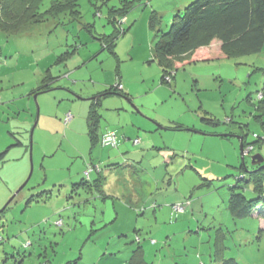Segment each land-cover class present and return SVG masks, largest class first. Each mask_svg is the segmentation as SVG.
I'll return each instance as SVG.
<instances>
[{"label": "rangeland", "instance_id": "1", "mask_svg": "<svg viewBox=\"0 0 264 264\" xmlns=\"http://www.w3.org/2000/svg\"><path fill=\"white\" fill-rule=\"evenodd\" d=\"M52 1L44 0L40 11ZM78 1L82 23L63 27L54 20L43 22L19 39L23 51L36 48V60L49 57L52 62L66 49L87 43L71 61L77 69L68 77L70 89L55 88L57 95H68L76 104L90 103L80 98L93 89L83 81L89 76L88 65L94 62L84 65L80 58L86 59L95 46L102 71L115 76L112 85L118 82L116 59L108 50L101 51L98 38L115 32L109 10L122 9L125 0ZM130 1L132 7L121 25L125 32L114 35L118 36L115 48L121 60V83L128 96L116 94L98 106L103 118L97 129L116 132L118 147L99 143L90 160L85 120L72 129L63 120L51 125L52 131L41 132L39 108L32 176L0 213V264H131L140 244L145 264H221L223 258L264 264V215L259 213L264 206L241 219L233 218L228 210L234 192L256 197L251 185L240 179L248 176L246 170H255L253 155L264 157V47L255 54L196 60L169 70L170 79L162 80V69L153 57L157 30L168 31L176 15H183V7L194 0ZM152 12L160 16L157 30H151L148 23ZM128 82L133 83L131 92ZM70 113L72 122L75 114ZM177 123L189 126L169 128ZM129 132L132 136L124 139ZM244 134L253 143L251 153L244 154L246 170L242 169L240 139ZM135 140L140 143L134 144ZM149 140L157 147L148 149V161L157 166L164 183L160 189L151 188L146 206L134 207L137 190L130 179L137 181L141 176H125V167L108 170L109 159L120 157L122 164L126 157L123 142L140 149ZM26 141L29 144L28 137ZM23 150V156L12 160L3 174L10 178L22 172L24 179L0 210L31 171L30 148ZM90 164L108 175L107 198L83 188L73 193V183L85 178ZM95 177L96 171L88 179ZM116 179L122 187L114 185ZM38 193L39 201L27 206V200ZM129 196L126 203L124 197ZM165 204L167 210L157 213V205ZM172 204L183 205L185 210L173 211ZM152 206L155 209H145Z\"/></svg>", "mask_w": 264, "mask_h": 264}, {"label": "trees", "instance_id": "2", "mask_svg": "<svg viewBox=\"0 0 264 264\" xmlns=\"http://www.w3.org/2000/svg\"><path fill=\"white\" fill-rule=\"evenodd\" d=\"M43 1L0 0V35L13 34L19 32L28 24L41 23L47 20H54L57 25L82 22L83 14L78 8V0H55L51 2L48 9L40 11ZM124 2L122 9L114 7L109 10V22L115 27L113 34L103 35L104 49H108L109 51L113 50L118 39V36L114 35L125 32L121 25L130 12L129 9L132 5L130 0H125ZM88 25L91 26L90 24ZM149 25L151 30L159 28L160 16L157 12L151 13ZM157 32L153 57L163 69L162 80H165L169 70L185 66L187 63L196 60H214L222 56L260 53L264 47V0H194L185 6L183 15H176L168 31L157 30ZM75 50L76 48L73 51ZM73 51H66L67 53L60 56L56 63L68 60L70 55L74 53ZM119 82L121 81L119 80ZM45 90L51 91L52 89L50 85L44 84L40 91ZM112 93H122L127 96L124 90H119L116 85L105 91V95ZM102 98L93 100L89 115V135L93 146L99 143L103 145L101 142L102 136L105 133L114 132L107 131L100 134L97 129L100 119L97 109ZM210 121L213 120L211 119ZM241 141L244 151L248 147H252L253 150V143L248 142L247 134L242 135ZM17 143H21V140H18V138ZM116 147H118V143ZM7 152L0 153L1 162L5 160ZM242 169L246 170L244 159ZM87 171H89L88 176L86 174ZM94 171L99 174L102 172V169L99 166L90 164L84 172L85 178L73 183L74 189L72 191L74 194H78L79 190L83 188L87 191L89 189L92 191L93 189L98 194L102 193L103 195L101 190L102 179L98 177L93 180L91 178L88 179ZM246 171L248 176L246 178L244 176L240 181L245 180L247 184L251 185L256 197L248 198L243 192L232 193L228 202V210L233 218L241 219L248 217L261 204L264 206V168L256 166L255 170ZM40 197L41 194L39 193L31 196L27 200L26 205L29 206L33 201L38 202ZM9 204L0 213L5 212ZM139 232L140 230H136V233ZM138 239L140 240V238ZM130 263H146L142 244L133 251ZM221 264L240 263L234 258H223Z\"/></svg>", "mask_w": 264, "mask_h": 264}, {"label": "crops", "instance_id": "3", "mask_svg": "<svg viewBox=\"0 0 264 264\" xmlns=\"http://www.w3.org/2000/svg\"><path fill=\"white\" fill-rule=\"evenodd\" d=\"M185 6L183 7V11ZM47 21L49 22L51 20H47ZM37 24L40 23L29 24L26 27H23L19 32L13 34L0 35V153L4 151H8L5 160L2 162L0 161V208L5 204L8 198L13 194V192L19 186L21 181L24 179V173L22 172L10 178L8 177L7 174L4 175L3 172L5 171L6 167L9 165V163L12 160L19 159L21 158V156H23L24 154L23 149L25 147L30 148L31 144L33 147V134L39 123V115H38L39 108L40 111H42L40 118V123L42 127L41 132H43V130L46 129L52 131V129H50V126L51 125L57 126L58 122L62 123L63 120L65 124H67L66 127L67 128L70 127L69 129L76 127V125L78 124L80 125V122H82V120H85L86 131L90 145V149L88 150V153H89V158L91 160V155L93 152L92 149L95 147L93 146L91 137L89 135V115L92 109L93 100L103 97L100 100V105L102 107L103 101L105 99L113 95H116L115 93H112L110 95H105V91L110 87L115 86L117 82L115 85H112L115 82V76L109 70H106L107 72L102 71L103 64H101V62L98 60V51L94 50L95 47H97L98 49V46H95L93 50H91V52H87L88 55L86 56V59L80 58V61H82V64L84 65L87 64L90 60H93L94 62V64L88 65L89 76L86 80L83 81L92 84L93 89L89 90L88 92L89 96L92 97L86 96L80 98V99L92 98L91 100H89L90 103L83 102L80 104L78 103L76 104V102H73V98H71L68 95H62V97L60 95H57V93L55 92L57 89H60L61 91H67L70 89V84L68 82L70 80L68 77L72 72L75 71V69H77L75 67H72L71 61L75 55H77L80 51L86 49L88 45L85 42L81 43L80 46L76 44L73 47V49L68 48L64 52L58 54V56L54 59L53 62H52L53 59L49 57H45L43 60L38 61L35 59V57L37 56L36 48H32L30 51L25 52L20 46L21 42H19V39L24 37V35L29 34L32 29H35L34 27ZM83 25L85 26L88 24H83ZM62 26L65 27L66 25H62ZM103 37L104 36H100V38H98L101 44V51L108 50V49H104ZM11 39H14L16 43H12V44L8 43ZM74 48H76L75 51H73ZM68 50L74 52L72 55H70L69 59L63 61L62 63H56L58 58L60 56H63V54L67 53L66 51ZM109 52L112 54V57L116 59L117 77H118V81L119 80L121 81L122 78L121 70H120L121 60L118 53L116 52L115 46L113 50ZM162 75H163V69H162ZM88 80H90L91 82ZM44 84L50 85V88L52 90L40 91ZM105 84H108L110 86L103 89V86ZM132 85H133L132 82H128V84H126L129 92H131L130 87ZM97 86H99V89L96 88ZM76 101H80V100H76ZM101 107H99L100 109L99 108L97 109L98 116L100 118L99 124H101V120L103 118ZM70 112H74L75 114V119L72 122L70 121L73 118V116H71V119L66 120V116L68 114H71ZM48 119L53 120L54 123L49 122ZM182 126H189V125H185L183 123H177L176 125L170 126L169 128L180 129L182 128ZM105 132L106 130H104L103 132L99 130L100 134H103ZM129 135H131V132L126 133L124 135V139L128 140V138H130ZM27 137L30 141L29 144L26 141ZM17 138L18 140H21L20 144L17 143ZM135 143L136 142L134 141V144ZM150 147L152 148L157 147L156 142L153 143L152 140H149L145 145V147H142L140 149L131 147L129 143L123 142L121 146V150L124 151L123 152L124 154H126L125 155L126 157L123 158L124 163L122 164L120 163V161L122 160L119 159L120 157H114L109 159L110 166L108 170H113V169L116 170L119 167H125L124 168V173L126 172L125 176H131V175L141 176V178L137 180L138 182L134 181L132 178L130 179L132 183H134L135 188L137 190L134 193L135 196L137 197L134 198L136 201L134 207H136V205L146 206L147 203L149 202V199L147 198L151 194L149 192L151 188L160 189L161 184L164 183L162 181L164 177L162 174L158 172L157 166L153 165L154 163L152 162L151 159H149L148 161V156H149L148 149ZM128 149L130 150L128 151ZM158 149H160L159 146ZM147 171H149L151 175ZM97 177L102 179L101 190L103 192V195H105L104 198H107L109 195L107 194L105 188L107 187L108 175L103 174L102 171L99 174L97 173ZM114 185H118L119 187H122V183L117 179L115 180ZM88 192H96V191H94L93 189L91 191L89 189ZM35 193L36 191L33 192V194ZM130 196L124 197L126 203L129 202ZM175 205L176 204L174 205L172 204L173 211L175 210L174 208ZM157 206L159 207V210H156L157 213H160L159 211L161 212L166 211L168 207L167 205L165 207H163L162 205H157ZM145 209L152 210L155 208L152 206L150 208H145ZM256 213L257 211L253 212V214ZM259 213L260 214L262 213L264 215V209L259 210ZM262 225H264V222Z\"/></svg>", "mask_w": 264, "mask_h": 264}, {"label": "built area", "instance_id": "4", "mask_svg": "<svg viewBox=\"0 0 264 264\" xmlns=\"http://www.w3.org/2000/svg\"><path fill=\"white\" fill-rule=\"evenodd\" d=\"M165 79L169 80L170 79V76H166ZM117 88L119 90H124V85L121 83V82H117L116 84ZM71 114H68L67 115V120H69L71 118ZM101 142L103 145H106V146H113V147H116L117 146V136L115 134V132H108V133H105L102 138H101ZM136 143H139L140 141L139 140H135ZM250 150H252V147H248L247 149H245L244 151V154H250ZM87 176L89 174V171L86 172ZM184 206H180V204H176L175 205V209L177 211H183L184 210Z\"/></svg>", "mask_w": 264, "mask_h": 264}, {"label": "water", "instance_id": "5", "mask_svg": "<svg viewBox=\"0 0 264 264\" xmlns=\"http://www.w3.org/2000/svg\"><path fill=\"white\" fill-rule=\"evenodd\" d=\"M89 99L91 100L92 98H89ZM240 139L242 140V136H240ZM32 150H33V147H32V144H31V146H30V151H31V172H30L26 182L22 184V186L16 191L15 195H13L11 197V199L7 202V204L4 207H6L14 199L16 194L24 188V186L27 184L28 180L31 178V175H32V172H33V168H34L33 167V156H32L33 152H32ZM241 152H242V159H244V150H243L242 141H241ZM263 162H264V157L261 154H255V155L252 156V165L259 166L260 168L261 167L264 168ZM4 207L0 210V212L3 211Z\"/></svg>", "mask_w": 264, "mask_h": 264}]
</instances>
